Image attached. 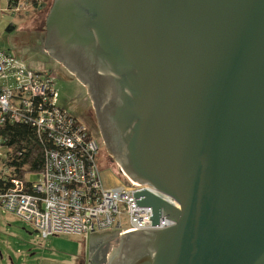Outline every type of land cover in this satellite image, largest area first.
<instances>
[{
  "label": "water",
  "instance_id": "1",
  "mask_svg": "<svg viewBox=\"0 0 264 264\" xmlns=\"http://www.w3.org/2000/svg\"><path fill=\"white\" fill-rule=\"evenodd\" d=\"M44 51L87 90L153 227L107 264H264V0H54Z\"/></svg>",
  "mask_w": 264,
  "mask_h": 264
},
{
  "label": "built area",
  "instance_id": "2",
  "mask_svg": "<svg viewBox=\"0 0 264 264\" xmlns=\"http://www.w3.org/2000/svg\"><path fill=\"white\" fill-rule=\"evenodd\" d=\"M8 1V0H7ZM8 7L20 11L26 0ZM57 81L51 71H35L0 50V128L6 121L35 128L43 144L44 168L36 182L12 178L11 186L0 192V207L31 224L40 237L78 235L88 239L97 233L115 231L119 237L136 230L167 229L175 223L162 218L153 227L152 209L137 207L134 194L147 190L179 207L171 197L149 185L127 180L108 187L97 161L98 143L78 118L58 107ZM4 151V153H3ZM7 151L0 141V173L12 171L4 165ZM125 177L123 174H121Z\"/></svg>",
  "mask_w": 264,
  "mask_h": 264
},
{
  "label": "rangeland",
  "instance_id": "3",
  "mask_svg": "<svg viewBox=\"0 0 264 264\" xmlns=\"http://www.w3.org/2000/svg\"><path fill=\"white\" fill-rule=\"evenodd\" d=\"M53 2L54 0H45L41 11H36L31 5H23L22 10L14 13L7 9V0H0V48L9 49L33 70L51 71L57 81L58 107L79 118L81 113L76 105L81 102V98L87 97L85 88L68 71L40 52L42 47L38 46ZM9 26L13 27L11 32L7 30ZM79 121L87 127L80 119ZM98 161L102 179L106 185H111L109 187L115 185V178L120 179L121 183L128 180L121 175L117 163L111 165L103 145ZM27 180L36 182L38 176L30 174ZM113 232L117 234L115 231L108 233ZM106 235L107 233H97L92 235L95 238L93 240L72 234L43 239L31 224L0 207V264H91L96 250L99 253L100 249L111 243L110 252L118 247L119 236L113 234L109 238Z\"/></svg>",
  "mask_w": 264,
  "mask_h": 264
},
{
  "label": "trees",
  "instance_id": "4",
  "mask_svg": "<svg viewBox=\"0 0 264 264\" xmlns=\"http://www.w3.org/2000/svg\"><path fill=\"white\" fill-rule=\"evenodd\" d=\"M7 2L9 8L16 6L19 2L22 4H28V1L26 0H8ZM29 3H31L30 5L36 11L40 9L43 10L44 2L42 4L29 1ZM45 27L42 31L45 30ZM12 28V26H9L7 28L8 32H11ZM38 46H43V40H41V43L38 44ZM0 50L7 51L8 54L10 53L13 55L9 49L0 48ZM13 56L16 57L15 55ZM0 141L2 147L6 149L8 155V158L4 160V165L7 169L12 171L10 174L6 175H2V173H0V192H4L11 186L10 181L12 178L18 177L24 179L27 172L40 173L43 170L45 161V147L43 144L50 146L51 143L44 139L45 143L42 144V141L40 140L34 127L20 122L6 121L0 128ZM111 246L112 243L110 246L102 248L99 255L93 260V262L97 264H105L107 261V255L111 250Z\"/></svg>",
  "mask_w": 264,
  "mask_h": 264
},
{
  "label": "flooded vegetation",
  "instance_id": "5",
  "mask_svg": "<svg viewBox=\"0 0 264 264\" xmlns=\"http://www.w3.org/2000/svg\"><path fill=\"white\" fill-rule=\"evenodd\" d=\"M44 31H45V34H44ZM45 35H46V27H45V30H43V34H42V38H41V40H43V42H44V39H45ZM40 52H42L45 56L47 55V57H49L48 54L44 51L43 46H42V49H41ZM51 60H53V59H51ZM61 67L63 69H65L63 66H61ZM86 93H87V90H86ZM80 100H81V102L76 105L77 110L81 113L78 119H80L82 122H84L87 125V129H88L89 133L91 134L92 137H94L97 140V143H98L97 161H98V156H99L100 151H101V145H103L105 153L110 158L111 165L114 164V163L116 164V160L114 159V157L112 155H110L108 153V151H107V148H106V145H105V141H104V138H103V134H102V131H101V128H100L98 116H97L96 110L94 108V105H93V102L91 101L90 96L87 93V97L81 98ZM98 163H99V161H98ZM99 165H100V163H99ZM106 233H108V232H106ZM100 251H101V249H100ZM97 255H99V253L96 250L94 259L97 257ZM110 255H111V252H109V254L107 255V261H106L105 264H107L109 262ZM90 263L91 264H97V263L93 262V259H91Z\"/></svg>",
  "mask_w": 264,
  "mask_h": 264
},
{
  "label": "crops",
  "instance_id": "6",
  "mask_svg": "<svg viewBox=\"0 0 264 264\" xmlns=\"http://www.w3.org/2000/svg\"><path fill=\"white\" fill-rule=\"evenodd\" d=\"M114 180H115V185L112 186V187H116V186H118V185L121 183V180H120V179H116V178H115ZM108 185H109V184H108ZM108 185H107V186H108ZM109 186H111V185H109ZM109 186H108V187H109ZM113 234H114V235H117V234H115L114 232H113ZM113 234H111V233H110V234L107 233V235H106L105 237H110V238H111L112 236H114ZM93 237H94V236H90L89 239H90V240L95 239V238H93ZM89 239H88V240H89ZM99 239H100V238H99Z\"/></svg>",
  "mask_w": 264,
  "mask_h": 264
}]
</instances>
